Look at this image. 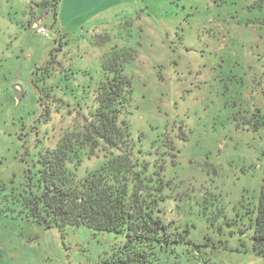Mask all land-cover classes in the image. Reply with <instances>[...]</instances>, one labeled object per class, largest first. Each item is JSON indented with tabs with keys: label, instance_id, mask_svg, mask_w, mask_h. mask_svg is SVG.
Wrapping results in <instances>:
<instances>
[{
	"label": "rangeland",
	"instance_id": "374dc122",
	"mask_svg": "<svg viewBox=\"0 0 264 264\" xmlns=\"http://www.w3.org/2000/svg\"><path fill=\"white\" fill-rule=\"evenodd\" d=\"M114 1L113 22L99 27L98 40L80 42L82 54L60 41L43 64L28 56V72L0 58V264H98L124 241L86 227L47 228L19 196L38 193V155L82 125L100 82L117 74L134 87L136 146L150 162L166 160L161 216L171 240L189 230L154 264H264L240 251L251 243L264 164V0ZM11 3L0 0V14L31 10L28 1ZM21 45L0 33V54ZM99 162L85 161L79 174ZM212 203L222 209L215 224L206 216Z\"/></svg>",
	"mask_w": 264,
	"mask_h": 264
},
{
	"label": "trees",
	"instance_id": "16d2710c",
	"mask_svg": "<svg viewBox=\"0 0 264 264\" xmlns=\"http://www.w3.org/2000/svg\"><path fill=\"white\" fill-rule=\"evenodd\" d=\"M59 1L54 0L52 7ZM113 81L100 82L80 127L64 133L53 149L40 152L38 193L19 194L21 206L47 228L86 227L122 236L124 241L98 264H154L169 242L183 241L189 230L171 240L172 232L161 216L162 203L170 197L166 160L153 163L144 158L132 138V81L123 74ZM94 158L100 159L99 165L80 175L84 162ZM207 210L215 224L222 209L212 203ZM251 214V243L241 245L240 251L264 257V164Z\"/></svg>",
	"mask_w": 264,
	"mask_h": 264
},
{
	"label": "crops",
	"instance_id": "0c3cea01",
	"mask_svg": "<svg viewBox=\"0 0 264 264\" xmlns=\"http://www.w3.org/2000/svg\"><path fill=\"white\" fill-rule=\"evenodd\" d=\"M3 1L12 2L8 5L12 9H19L16 6L18 1H28L31 7L30 11L24 10L23 15L19 11L20 14L18 16H22L20 18L14 16V11L11 15L0 14V33L7 34V36L8 34H15L22 44L20 48L18 47L19 50L16 48L17 51L15 48L8 49L6 47V50H3L0 54V58L10 61V64L13 65L12 72L18 70V68H14L20 65L28 72L31 63L27 59L28 56L33 59V63L43 64L47 58H50L55 45L60 41L64 43L62 45L63 50L70 53L71 49L76 47V51L79 50L82 54L85 52V46H83L85 44L83 42L89 38L98 40L97 37L102 36L99 33V27L101 25L105 27L113 22V18L116 15L114 5L116 3L113 0H60L56 8L51 6L53 0ZM101 1L106 3L103 7H96ZM120 2L126 7V0H121ZM123 10H121L122 13ZM38 26L47 27L51 32V38L37 34L36 29ZM20 90L17 88L18 92H21Z\"/></svg>",
	"mask_w": 264,
	"mask_h": 264
},
{
	"label": "built area",
	"instance_id": "2783aa9c",
	"mask_svg": "<svg viewBox=\"0 0 264 264\" xmlns=\"http://www.w3.org/2000/svg\"><path fill=\"white\" fill-rule=\"evenodd\" d=\"M36 33L46 38H51V32L45 26H38L36 29Z\"/></svg>",
	"mask_w": 264,
	"mask_h": 264
}]
</instances>
